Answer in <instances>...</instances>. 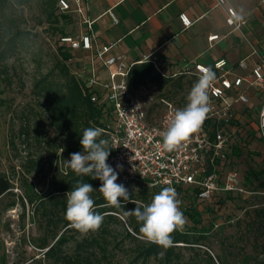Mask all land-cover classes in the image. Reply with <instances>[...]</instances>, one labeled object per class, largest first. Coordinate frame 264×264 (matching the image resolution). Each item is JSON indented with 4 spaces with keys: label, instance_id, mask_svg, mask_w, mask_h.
<instances>
[{
    "label": "rangeland",
    "instance_id": "1",
    "mask_svg": "<svg viewBox=\"0 0 264 264\" xmlns=\"http://www.w3.org/2000/svg\"><path fill=\"white\" fill-rule=\"evenodd\" d=\"M252 1L264 14L262 1ZM19 13L24 19L21 27L29 31L28 39L7 59L10 83L0 79V173H4L13 184L11 191L0 197V264H48L37 247L46 231L41 228L40 220L32 216L31 211L38 197L48 190L53 171L49 159L54 156L55 134L45 124L46 114L34 83L53 69L60 57L57 48L59 32L46 22L40 6L36 3L18 8L17 14ZM256 21H251L254 34L259 32L256 25L260 22ZM61 28L71 34L76 31L73 22ZM261 29L264 35V26ZM70 54L67 61L69 69L81 81L85 80L87 71L80 67L81 55L76 50H71ZM111 68L113 66L106 68V72ZM162 69L167 76L178 77L184 73L185 83L175 94L163 96L152 82H147L145 88L152 101L158 102L159 106L162 105L160 99L186 105L187 96L199 76L193 69L181 73L164 67ZM104 75L102 73L100 76ZM261 91L257 87L252 89L248 104L250 112L245 119L242 118L245 121L244 128L253 133L255 116L262 98ZM243 107L244 105H237L236 109L241 111ZM152 116H158L155 110L152 111ZM26 128L27 134H23L22 129ZM255 137L251 136L250 142L241 146L239 156L231 154L226 159L219 174L220 188L208 199L190 202L185 195L178 193L180 210L183 212L188 205H197L202 209L201 221L197 227L208 230L206 238L203 239L205 244L196 245L195 250H183L181 258L187 259L195 252L192 258L199 264H205L203 251H208L214 258L218 255L229 264H238L241 259L252 261L264 256V232L259 230L261 228L253 220V208L264 206V188H258L260 177L251 174L250 180H245L249 169L257 170L264 162V147ZM227 172L236 173L229 181L233 180V185L241 191L223 188ZM128 185L134 191L143 187V183L139 182ZM184 217L186 223L183 229L191 225L185 214ZM119 218L125 223L123 216L119 215ZM113 227L118 232L122 229L119 224H113ZM130 258L128 254L119 251L111 264H126ZM135 264L160 263L151 258L148 261L138 260Z\"/></svg>",
    "mask_w": 264,
    "mask_h": 264
},
{
    "label": "trees",
    "instance_id": "2",
    "mask_svg": "<svg viewBox=\"0 0 264 264\" xmlns=\"http://www.w3.org/2000/svg\"><path fill=\"white\" fill-rule=\"evenodd\" d=\"M33 3L40 6L46 22L59 32L57 48L60 56L53 69L34 83L37 96L46 114L45 124L55 134L54 156L49 159V165L53 171L49 178L48 190L38 197L31 211L32 216L40 220L41 228L46 231L45 236L37 243V247L42 251L43 259L47 260L48 264H111L116 252L123 251L131 257L126 264H135L138 260L148 261L151 258L158 260L160 264H199L192 258L195 252L187 259L181 258L183 250H195L196 245L205 244L203 239L206 238L208 230L204 227H197L201 221L202 212L197 205H188L183 210L191 225L175 231L172 234L173 245L165 249L154 243L146 242L140 233L141 224L136 218L124 216L125 211L134 210L135 207L142 208L149 204L153 196L163 189L162 187H149L139 182L143 183V187L134 191L128 184L117 181L127 189L130 199L123 201V198H120L122 207L114 208L107 206L102 193L98 191L101 186L99 179H93L91 176H78L67 167L66 161L70 159V154L83 152L80 141L86 128L104 129L98 139L108 141L106 126L110 123L112 114L103 93L87 86L71 72L67 65L71 50L61 43L60 37L71 34V32L63 30L61 26L73 22V18L71 13L58 10L57 0H0L2 13L0 17V24H2L0 27V79L10 83L7 59L25 43L29 35V31L21 27L24 19L22 14H17V10ZM183 74L181 73L178 77L160 74L153 63L143 61L131 65L126 81L132 89H137L150 81L158 91L163 93V96H167L183 88L185 83ZM93 94L96 96L94 101L91 100ZM158 104H152L148 113L155 110L159 115L161 106ZM175 104L182 108L186 106ZM244 122L241 120L237 123L240 126L237 132L238 141L230 144L229 151L226 152L227 158L231 154L239 156L241 146L248 144L251 136H255L250 129L244 128ZM215 127L216 123L210 124L211 136L214 134ZM22 133L27 134V128L22 129ZM255 138L259 141L257 137ZM251 174L261 178L258 188H264V162L257 170H248L246 182L250 180ZM78 182L92 185L94 191L90 195L95 202L94 210L104 217L98 230L89 231L86 234H81L72 228L65 219L66 194L73 190ZM12 187L11 180L4 173H0V197L10 192ZM176 192L185 195L190 202L202 201L197 198L196 191L192 187H178ZM29 201L32 203L31 198ZM119 215L124 217L125 223ZM253 220L261 228L259 230L264 232V206L253 208ZM113 224H119L121 231L118 232ZM203 252L205 264H229L218 255L214 258L208 251ZM238 264H264V256L252 261L241 259Z\"/></svg>",
    "mask_w": 264,
    "mask_h": 264
},
{
    "label": "built area",
    "instance_id": "3",
    "mask_svg": "<svg viewBox=\"0 0 264 264\" xmlns=\"http://www.w3.org/2000/svg\"><path fill=\"white\" fill-rule=\"evenodd\" d=\"M73 1L77 8H71ZM222 5L225 0H216ZM264 4V0H261ZM80 0H57L58 10L67 13H81ZM229 24L237 19V12L233 7L226 9ZM114 22L117 18L109 11ZM183 26L191 24L190 19L184 14L178 15ZM88 31L62 35L61 43L70 50L91 51L101 67L108 69L107 77L99 79L94 68L86 76L84 83L103 93L104 98L111 108L112 119L106 126L108 146L111 150L107 163L118 172L117 181L124 184L143 182L149 187H192L200 200L208 199L219 186V174L227 159L226 152L230 144L238 141L237 132L240 130L238 121L248 116L250 109L251 91L255 87L262 92L256 113L254 134L264 147V60L247 69L246 59L237 63L243 74H232L224 69L226 60L219 59L213 64L216 80L209 89L210 111L201 128L192 133L184 141L183 146L175 151L168 152L162 146V132L166 129L168 121L177 109H182L177 104L160 99L161 113L154 117L148 110L152 104V97L146 91L145 84L137 89H132L126 76L133 63H127L120 55H109L112 44L99 46L89 31L91 21L83 19ZM212 35L209 38H215ZM149 61L155 69L163 74V69L155 56L145 57L138 63ZM207 67L194 63L193 70L200 76V68ZM190 70H184L183 72ZM221 71V72H220ZM182 71H180L181 73ZM93 94L91 100H95ZM158 103V102H157ZM237 105H244L241 111ZM243 114V116H242ZM254 116V115H251ZM216 123L213 136L210 135V124ZM264 152V149H263ZM132 158V159H131ZM117 165L122 166L118 168ZM223 180V188L233 190L235 172H227Z\"/></svg>",
    "mask_w": 264,
    "mask_h": 264
},
{
    "label": "crops",
    "instance_id": "4",
    "mask_svg": "<svg viewBox=\"0 0 264 264\" xmlns=\"http://www.w3.org/2000/svg\"><path fill=\"white\" fill-rule=\"evenodd\" d=\"M79 5L80 14L71 12L75 33L88 31L82 21L90 20L94 41L99 46L112 44L106 56L120 55L127 63L155 56L162 68L180 72L193 69L194 63L213 69L216 61L225 59L224 69L231 77L245 72L237 66L240 59H246L247 69L264 60V14L252 0H225L222 5L216 0H80ZM228 7L241 17L233 24L227 22ZM71 8H77L73 1ZM180 13L190 19L189 26L182 25ZM255 19L260 22L258 34L251 23ZM212 35L216 37L210 39ZM76 51L86 76L94 68L99 79L107 77L91 51Z\"/></svg>",
    "mask_w": 264,
    "mask_h": 264
},
{
    "label": "clouds",
    "instance_id": "5",
    "mask_svg": "<svg viewBox=\"0 0 264 264\" xmlns=\"http://www.w3.org/2000/svg\"><path fill=\"white\" fill-rule=\"evenodd\" d=\"M237 19L241 17L237 16ZM200 73L198 81L187 96L186 106L174 112L162 132V146L168 152L181 148L184 141L201 128L210 111L209 89L216 80V74L210 67H201ZM103 132L104 129L99 127L86 128L80 141L83 152L70 154L66 163L78 176L99 179L101 186L98 191L102 193L107 206L120 208V198L129 201L130 196L124 185L117 183L118 172L107 163L111 152L108 141L98 139ZM117 167L122 168L120 165ZM93 191L91 184L78 182L76 187L66 194L65 219L72 228L85 234L98 230L104 220L103 215L94 210L95 202L90 195ZM177 197L175 188L164 187L153 196L149 204L125 211L124 216L136 218L141 224L140 233L146 242L166 249L173 245L172 234L182 230L186 223V218L180 210L181 201Z\"/></svg>",
    "mask_w": 264,
    "mask_h": 264
}]
</instances>
